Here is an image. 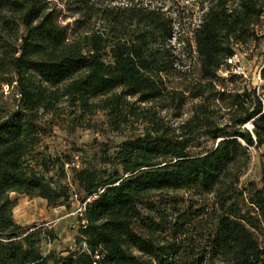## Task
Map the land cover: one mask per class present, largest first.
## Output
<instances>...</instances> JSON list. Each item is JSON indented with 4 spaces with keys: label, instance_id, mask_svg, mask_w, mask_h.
<instances>
[{
    "label": "trees",
    "instance_id": "obj_1",
    "mask_svg": "<svg viewBox=\"0 0 264 264\" xmlns=\"http://www.w3.org/2000/svg\"><path fill=\"white\" fill-rule=\"evenodd\" d=\"M167 1L0 0V264H264V167L241 180L264 145V0ZM13 192L80 205L67 255Z\"/></svg>",
    "mask_w": 264,
    "mask_h": 264
},
{
    "label": "rangeland",
    "instance_id": "obj_2",
    "mask_svg": "<svg viewBox=\"0 0 264 264\" xmlns=\"http://www.w3.org/2000/svg\"><path fill=\"white\" fill-rule=\"evenodd\" d=\"M182 1L188 3L192 0ZM54 5L62 10V15L60 17V21L62 23L66 24L68 22H74V20L78 17V15L74 16L70 11H68L62 3L57 1L54 3ZM165 5L166 8H170L172 5L177 6V3H174L173 0H168ZM199 15L200 11L196 8L195 22L199 21ZM174 43L180 47V44H178L176 40H174ZM183 45H181V49L183 48ZM260 64L261 63L258 61V58L251 55V49L244 47L243 51L233 59L232 66L235 72L242 74L245 79L248 81L251 80L254 85L259 87L262 82L260 76ZM223 75L227 76V73L224 72ZM1 93H3V97L1 96ZM12 98V88H8L6 85H4L3 92L0 90V101L10 102ZM98 118H103V114L100 113ZM247 127H249L248 124ZM63 136L64 132L58 131V135L56 137L48 139L53 150H62L65 148L67 142L63 140ZM96 136L102 139L105 138L104 135H99V133H96L93 130L79 131L76 135H74L78 143L87 142ZM117 138L118 140L120 139V137ZM250 149L251 160L246 173L242 176V183H246L249 180L259 181L262 174V168L264 167V145L259 148L251 147ZM11 196L17 199V205L14 208V218L17 222L25 226L38 224L39 226L45 225V227L48 228L53 227L58 234V238L53 242L44 239L42 249L45 253L48 250L55 248L64 255H67L68 252L66 249L75 247L79 226L77 212L80 211V205H78V203H75L72 208H68L66 206L53 207L41 197H30L29 195L15 192L11 193ZM203 198L213 201L212 195L205 194ZM229 213L233 217L247 223V225H249L256 232L260 239H263L262 233L256 228H253L245 218V209L239 213Z\"/></svg>",
    "mask_w": 264,
    "mask_h": 264
},
{
    "label": "bare ground",
    "instance_id": "obj_3",
    "mask_svg": "<svg viewBox=\"0 0 264 264\" xmlns=\"http://www.w3.org/2000/svg\"><path fill=\"white\" fill-rule=\"evenodd\" d=\"M248 126H249V127H252V123H249Z\"/></svg>",
    "mask_w": 264,
    "mask_h": 264
},
{
    "label": "built area",
    "instance_id": "obj_4",
    "mask_svg": "<svg viewBox=\"0 0 264 264\" xmlns=\"http://www.w3.org/2000/svg\"><path fill=\"white\" fill-rule=\"evenodd\" d=\"M231 62L233 61V60H230Z\"/></svg>",
    "mask_w": 264,
    "mask_h": 264
},
{
    "label": "water",
    "instance_id": "obj_5",
    "mask_svg": "<svg viewBox=\"0 0 264 264\" xmlns=\"http://www.w3.org/2000/svg\"><path fill=\"white\" fill-rule=\"evenodd\" d=\"M252 126H253V124H252Z\"/></svg>",
    "mask_w": 264,
    "mask_h": 264
}]
</instances>
